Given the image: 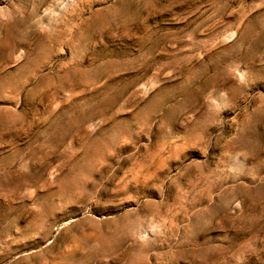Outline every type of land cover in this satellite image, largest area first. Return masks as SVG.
I'll return each instance as SVG.
<instances>
[{"label":"rangeland","instance_id":"obj_1","mask_svg":"<svg viewBox=\"0 0 264 264\" xmlns=\"http://www.w3.org/2000/svg\"><path fill=\"white\" fill-rule=\"evenodd\" d=\"M0 264H264V0H0Z\"/></svg>","mask_w":264,"mask_h":264}]
</instances>
